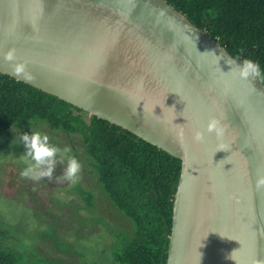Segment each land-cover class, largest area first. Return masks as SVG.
<instances>
[{"label": "water", "instance_id": "95a60500", "mask_svg": "<svg viewBox=\"0 0 264 264\" xmlns=\"http://www.w3.org/2000/svg\"><path fill=\"white\" fill-rule=\"evenodd\" d=\"M232 59L164 0H0V74L180 160L166 264H264V84ZM213 116L224 136L194 143Z\"/></svg>", "mask_w": 264, "mask_h": 264}, {"label": "trees", "instance_id": "16d2710c", "mask_svg": "<svg viewBox=\"0 0 264 264\" xmlns=\"http://www.w3.org/2000/svg\"><path fill=\"white\" fill-rule=\"evenodd\" d=\"M164 1L233 58L251 59L264 69V0ZM38 124L79 137L81 152L95 175L94 189L105 205L102 212L107 214L110 208L116 212V225L120 218L124 221L121 228L110 231L120 235L110 251L113 263L166 264L180 160L120 127L0 74V149L6 148L1 140L10 137L12 130L19 136L38 130ZM23 149L20 143L13 146L17 153ZM79 194L88 214L105 218L93 191L81 189ZM5 234L0 228V264H20L19 252L7 243Z\"/></svg>", "mask_w": 264, "mask_h": 264}, {"label": "rangeland", "instance_id": "374dc122", "mask_svg": "<svg viewBox=\"0 0 264 264\" xmlns=\"http://www.w3.org/2000/svg\"><path fill=\"white\" fill-rule=\"evenodd\" d=\"M37 128L49 135L50 143L60 148L70 146L71 154L77 153L80 178L76 184L63 180L65 165L61 162L55 164L51 177L40 181L22 178L19 172L23 165L13 162L24 152L13 150L19 144L18 132L12 130L10 137L2 138L6 148L0 149V228L6 231L7 243L19 252L20 264H114L110 251L120 235L110 231L121 228L124 221L120 218L116 225V212L109 207L107 214L102 212L105 205L94 189L95 175L81 152L79 137H67L43 124ZM81 189L93 191L98 211L105 218L87 213Z\"/></svg>", "mask_w": 264, "mask_h": 264}, {"label": "clouds", "instance_id": "9594fccd", "mask_svg": "<svg viewBox=\"0 0 264 264\" xmlns=\"http://www.w3.org/2000/svg\"><path fill=\"white\" fill-rule=\"evenodd\" d=\"M219 60V57H217ZM2 60L8 65L14 75L23 80H32L33 76L27 69L24 61L18 60L16 50L9 48L3 53ZM233 66L230 72H233L235 77L240 80H248V78L264 80V69H261L258 62L248 58L240 60L232 59L228 62ZM175 135L178 139H183V125L173 124ZM225 133V125L221 120L213 116L208 119L203 126V130L196 129L192 132L191 139L194 143H202L205 140V134H211L220 140ZM13 139H16L14 137ZM18 141L24 147V152L19 157H14L13 162L23 165L19 175L22 178H27L32 181H40L42 178L51 177L55 164L61 162L65 165L63 169L62 179L70 184H76L79 180L81 172V163L79 159L71 154L70 146L60 148L50 143V137L47 133L39 130H31L21 132L18 136ZM227 145L223 142L217 144V150H226ZM5 159L9 157L5 156ZM256 186L264 187V175L257 176Z\"/></svg>", "mask_w": 264, "mask_h": 264}]
</instances>
